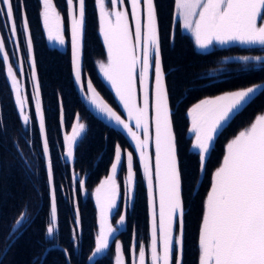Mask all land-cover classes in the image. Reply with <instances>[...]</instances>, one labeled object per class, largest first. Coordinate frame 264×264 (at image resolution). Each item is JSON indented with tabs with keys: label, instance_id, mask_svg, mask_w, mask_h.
I'll use <instances>...</instances> for the list:
<instances>
[{
	"label": "snow or ice",
	"instance_id": "1",
	"mask_svg": "<svg viewBox=\"0 0 264 264\" xmlns=\"http://www.w3.org/2000/svg\"><path fill=\"white\" fill-rule=\"evenodd\" d=\"M40 4L39 15L48 40L65 45L64 17L55 0H40ZM124 4L125 0H95L99 12V34L106 49V62L99 63V70L123 105L126 118H122L101 98L91 80L87 81L86 91L83 87L82 49L86 0H66L71 34V73L75 83L82 85L81 91L85 92L87 103L107 120L121 126L135 142L143 175L147 180L151 213L150 241L147 245L150 264H183V178L156 2L130 0V12ZM13 5L14 0H0V17L6 18L4 26L12 37H16L18 32L25 35L27 59L34 85V117L29 115L28 97L22 94L2 36L0 53L3 54V64L7 65V78L11 81L14 105L20 120L25 126L38 121L42 154L46 159L44 186L49 201L45 234L47 238H52L58 225L57 188L45 114L41 107L33 37L24 0H17L19 24ZM174 8L176 19L182 22L184 29L191 32L198 49L208 50L215 45L230 44L260 46L264 49V0H174ZM258 20L261 22L258 23ZM169 41L174 48V35L169 37ZM239 59L244 62H260L264 58L242 56ZM20 71L22 73L23 69ZM229 79L225 77L223 82L227 83ZM194 90L185 89L181 98ZM261 94H264V83H256L202 98L187 108L186 114L191 121L188 131L193 137L191 148L198 155L200 172L206 169L216 138L234 116ZM75 119L71 135L63 137V158L66 161L74 160V147H78L87 137L88 126L81 122L78 114ZM133 160V153L128 152L124 181L126 203L123 210L118 205L121 187L116 178L118 167L123 166L119 144L115 146L109 174L94 190L99 209V228L94 237L93 256L109 249L110 238L117 232L113 226L114 218L116 225L126 224L127 204L134 200L135 193ZM33 166L27 165L29 169ZM75 179L77 190L84 189L85 180L78 176ZM33 222L34 217H29L25 208L10 228L7 246L0 253V264L3 256L23 235L26 226ZM73 223L76 227L72 230L71 239L75 242L81 225L78 209H75ZM114 248L115 264H125L123 246L119 240L115 241ZM198 251V264H264V113L256 115L249 126L239 131L225 146L222 162L212 174L211 187L205 197ZM47 252L48 249H45L43 255L36 256L32 264H43ZM129 252L131 264H146V245L143 242L139 243L137 252V243L134 241ZM65 254L69 255L67 250Z\"/></svg>",
	"mask_w": 264,
	"mask_h": 264
},
{
	"label": "trees",
	"instance_id": "2",
	"mask_svg": "<svg viewBox=\"0 0 264 264\" xmlns=\"http://www.w3.org/2000/svg\"><path fill=\"white\" fill-rule=\"evenodd\" d=\"M155 2L183 178V264H198L199 230L213 171L222 162L227 142L248 127L256 115L264 113V94L258 95L254 102L234 116L222 134L216 138L204 172L199 171L198 155L191 149L187 108L202 98L218 95L225 90L264 83V63L252 67L249 61L239 59L242 56H259L264 51L237 45L207 52L198 51L181 22L176 19L174 0ZM55 3L64 17L66 41L64 50L49 45L39 15L40 0H24L33 37L41 107L45 114L46 134L54 163L58 204L57 231L54 237H46L49 201L47 188L44 186L46 159L42 154V137L39 134L38 121L25 128L20 120L14 105L11 81L7 78V65L3 64V54L0 53V253L7 246L10 228L22 211L26 208L27 215L34 217V222L26 226L23 235L3 256L2 264H32L33 259L43 255L45 249H48V252L43 264H114L115 242L105 255L100 257L92 255L95 251L94 237L99 228L98 209L93 192L100 181L109 174L117 144L120 145L123 156L128 152H135L124 131L116 125L109 126L98 120L79 98L71 73V34L66 0H55ZM13 6L19 24L20 11L16 10L17 0H14ZM6 23V18L0 17V36L5 40L9 62L24 86L28 97L29 115L34 117L35 104L32 100L26 38L22 32L12 37L8 28L4 26ZM173 35L174 48L169 41V37ZM105 57L106 49L99 34V15L95 0H86L82 49L83 87L86 91L87 81L91 80L101 98L125 118L123 108L97 69V62ZM18 61L23 69L22 73ZM218 70L222 71L217 75L213 74ZM225 77L230 78L227 83L223 82ZM192 88L196 90L184 94L181 98L185 89ZM77 114L81 122L88 126L87 137L78 147H74V160L66 161L63 158V137L71 135ZM133 157V168L136 173L134 200L132 204H127V221L116 239L122 243L128 264L129 249L134 240L137 246L140 242L147 243L150 233L147 186L141 163L136 155ZM122 159L123 166L120 167L118 174L122 192L119 204L121 210L126 203L122 177L127 172L126 156ZM27 165L34 166L29 169ZM77 176L85 180V188L79 191L75 179ZM75 209L79 210L81 225L79 236L73 242L71 235L76 227L73 223ZM65 250L69 255L66 256Z\"/></svg>",
	"mask_w": 264,
	"mask_h": 264
},
{
	"label": "rangeland",
	"instance_id": "3",
	"mask_svg": "<svg viewBox=\"0 0 264 264\" xmlns=\"http://www.w3.org/2000/svg\"><path fill=\"white\" fill-rule=\"evenodd\" d=\"M110 6V5H109ZM124 7H127L128 9H129V12H130V10H131V6H130V0H125V4H124ZM97 8V7H96ZM97 11H98V9H97ZM98 15H99V12H98ZM130 19H131V17H129ZM181 22V21H180ZM261 21H259L258 20V23H260ZM181 24H182V22H181ZM182 27H183V25H182ZM184 29V28H183ZM184 31L187 33V34H189V36L191 37V39L193 40V42H194V45H195V39H194V37H193V35L191 34V32H189L188 30H186V29H184ZM46 36H47V33H46ZM47 39H48V37H47ZM101 39H102V37H101ZM49 41V40H48ZM102 41H103V39H102ZM51 44V46H53V44L55 45V46H53V47H57V48H61L62 50L63 49H65L64 47H65V45H63V46H61V45H59L56 41H49ZM233 45H237V46H240V47H248V48H259L260 50H263L264 51V49H262L260 46H246V45H239V44H233ZM226 46H228V45H226ZM226 46H221V45H215V46H213V47H211L210 49H208V50H201V49H198L196 46V49L198 50V51H201V52H206V51H211V50H213V49H215V48H219V47H226ZM259 56H261L262 58H264V53L263 54H261V55H259ZM100 62H106V57L103 59V60H100V61H98L97 62V69H98V72H99V74H100V76L102 77V79H103V81L106 83V85L110 88V90L114 93V95H115V92H114V90L111 88V86H110V84L104 79V77H103V74L100 72V70H99V63ZM249 62L251 63V66L253 65V66H257V65H259V64H261V63H264V59H262L260 62H256V61H253V60H249ZM29 64V63H28ZM252 66V67H253ZM18 67L19 68H21V64L19 63V61H18ZM15 71V70H14ZM220 71H222V70H218V71H215L213 74H215V75H217V74H219L220 73ZM17 75V74H16ZM29 75H30V78H31V71H30V67H29ZM17 78H18V80H19V82H20V85H21V89H22V94L23 95H25L26 96V94H25V89H24V86H23V84L21 83V79H20V77L17 75ZM31 86H32V92H33V95H34V85H33V82H32V80H31ZM115 97H116V95H115ZM116 100L118 101V103L121 105V107L123 108V105L119 102V99L116 97ZM124 110V109H123ZM124 114H125V118H126V116H127V113L125 112V110H124ZM24 125V124H23ZM117 127H119L122 131H124L123 129H122V127L121 126H119V125H116ZM191 126V121H190V118H189V127ZM24 127L25 128H27L28 127V125L27 126H25L24 125ZM125 132V131H124ZM126 133V132H125ZM126 135H127V133H126ZM189 135H190V137H191V140L193 139V137H192V134L189 132ZM127 137L129 138V140H130V142H131V144H132V146H133V149H134V152L135 153H133V156L134 155H136L137 156V158L139 159V154H138V152L136 151V148H135V142L134 141H132V139H131V137H129L128 135H127ZM213 145H214V143H213ZM213 147V146H212ZM192 149V148H191ZM193 150V149H192ZM152 151H153V153H154V147H153V149H152ZM194 152H195V150H193ZM127 154V153H126ZM126 154H124V156H126ZM122 156H123V154H122ZM123 156V157H124ZM122 157V158H123ZM140 161V160H139ZM141 163V162H140ZM141 167H142V164H141ZM119 171H120V167H118V170H117V183L120 185V178H118V174H119ZM142 171H143V168H142ZM215 171V170H214ZM213 171V172H214ZM126 174H127V172H126ZM126 174L122 177V179H124L123 180V185H124V181H125V178H126ZM144 176V175H143ZM104 179V178H103ZM102 179V180H103ZM144 180H145V184H146V186H147V180H146V178L144 177ZM121 194H122V192H121ZM93 197H94V202H95V196H94V192H93ZM120 204V199L118 200V205ZM130 204H132V202L130 203ZM95 205H96V202H95ZM96 208L98 209V207H97V205H96ZM98 217H99V209H98ZM118 218V217H117ZM150 219H151V213H150ZM113 226L114 227H116L117 228V232L113 235V237H111L110 238V246H111V244L113 243V242H115L116 241V239H117V236H118V234L120 233V231H122L123 230V228H124V225L123 226H118V225H116L115 224V222H113ZM98 232V231H97ZM97 234V233H96ZM135 241V240H134ZM149 241H150V233H149V239H148V241H147V243H144L145 245H146V264H150V253L148 252V250H147V245L149 244ZM121 242V241H120ZM136 242V241H135ZM110 246H109V248H110ZM109 249H105L103 252H101V253H98V254H96L95 256H103V255H105L106 253H107V251H108ZM137 252H138V246H137ZM125 255V254H124ZM114 264H115V256H114ZM125 264H128V262H127V257H125ZM129 264H131V255H130V261H129Z\"/></svg>",
	"mask_w": 264,
	"mask_h": 264
},
{
	"label": "water",
	"instance_id": "4",
	"mask_svg": "<svg viewBox=\"0 0 264 264\" xmlns=\"http://www.w3.org/2000/svg\"><path fill=\"white\" fill-rule=\"evenodd\" d=\"M73 82H74V85H75V87H76V91H77V93H78L79 98L81 99V101L83 102V104L85 105V107L89 110V112H90L94 117H96L98 120L102 121L103 123H105V124H107V125H109V126H113V123H112L111 121L107 120V119H106L105 117H103L101 114L97 113V112L95 111V109H94L91 105H89V104L87 103V101L84 99L85 92H82V91H81L80 86H79L78 84L75 83L74 78H73Z\"/></svg>",
	"mask_w": 264,
	"mask_h": 264
}]
</instances>
